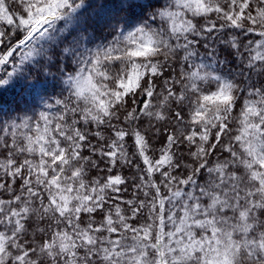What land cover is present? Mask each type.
<instances>
[{"label": "snow or ice", "instance_id": "snow-or-ice-1", "mask_svg": "<svg viewBox=\"0 0 264 264\" xmlns=\"http://www.w3.org/2000/svg\"><path fill=\"white\" fill-rule=\"evenodd\" d=\"M0 264H264V0H0Z\"/></svg>", "mask_w": 264, "mask_h": 264}]
</instances>
